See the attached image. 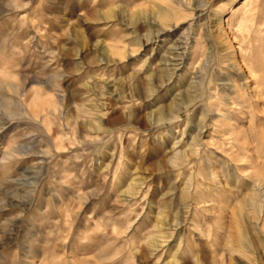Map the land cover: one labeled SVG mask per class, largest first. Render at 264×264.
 <instances>
[{"label": "rangeland", "instance_id": "1", "mask_svg": "<svg viewBox=\"0 0 264 264\" xmlns=\"http://www.w3.org/2000/svg\"><path fill=\"white\" fill-rule=\"evenodd\" d=\"M259 171L264 0H0V264H264Z\"/></svg>", "mask_w": 264, "mask_h": 264}, {"label": "bare ground", "instance_id": "2", "mask_svg": "<svg viewBox=\"0 0 264 264\" xmlns=\"http://www.w3.org/2000/svg\"><path fill=\"white\" fill-rule=\"evenodd\" d=\"M235 87L237 88L236 85H235ZM258 89H259V88H258ZM257 91H258V90H257ZM257 91H256V92H257ZM257 93H258V92H257ZM257 93H255V94L257 95ZM262 93H263V92H262ZM252 94H253V98H254V95H255V94H254V93H252ZM237 95H238V94H237ZM250 95H251V94H250ZM256 95H255V96H256ZM257 96H258V95H257ZM242 97H243V96H242ZM253 98H252V99H253ZM252 99H251V100H252ZM243 101H245L244 98H243ZM229 125H230V124H229ZM227 126H228V125H227ZM232 126H233V125H232ZM224 131H225V130H224ZM230 131H231V129H230ZM221 132H222V131H221ZM248 137H249V136H248ZM240 138H241V137H240ZM245 139H246V138H245ZM245 139H244V140H245ZM248 140L250 141V139H248ZM259 153H260V152H259ZM250 157H252V155H250ZM253 158H254V157H253ZM257 159H258V158H257ZM262 159H263V158H262ZM262 159H261V160H262ZM258 160H259V159H258ZM258 160H257V161H258ZM251 161H252V160H251ZM252 162H253L252 164L255 165V166H259V165H260V162H259V163H255L254 161H252ZM263 172H264V171H263ZM263 172H262V171H259L258 174L255 173V175H253L254 177L256 176V177L260 180L261 183H264V173H263ZM254 177H253V178H254ZM253 178H252V179H253ZM253 214H254V212H253ZM255 216H256V215H255ZM263 221H264V220H263ZM262 228H263V231H264V224H263V227H262Z\"/></svg>", "mask_w": 264, "mask_h": 264}]
</instances>
